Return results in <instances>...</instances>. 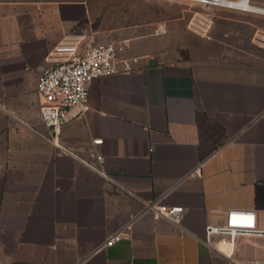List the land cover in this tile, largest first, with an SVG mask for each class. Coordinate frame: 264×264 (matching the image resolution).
<instances>
[{
  "label": "crops",
  "instance_id": "0c3cea01",
  "mask_svg": "<svg viewBox=\"0 0 264 264\" xmlns=\"http://www.w3.org/2000/svg\"><path fill=\"white\" fill-rule=\"evenodd\" d=\"M216 10L231 15L177 48L163 27L105 36L127 41L116 60L133 70L94 80L56 146L37 81L88 2L0 0V264H233L202 243L205 227L248 210L264 230V48L252 41L264 17ZM156 200L185 208L179 227L142 213ZM235 257L264 261V238L238 237Z\"/></svg>",
  "mask_w": 264,
  "mask_h": 264
},
{
  "label": "built area",
  "instance_id": "2783aa9c",
  "mask_svg": "<svg viewBox=\"0 0 264 264\" xmlns=\"http://www.w3.org/2000/svg\"><path fill=\"white\" fill-rule=\"evenodd\" d=\"M197 5L203 13H196L189 25L195 34L207 35L213 18L208 14L220 9L241 14L264 17V6L252 4V0H181ZM252 41L264 48V33L257 32ZM127 47V41L92 43L83 36H72L54 46L47 54L49 66L40 70L37 94L40 97L39 119L52 132L51 141L58 146L57 137L61 127L75 116H84L89 111L88 91L90 84L101 77L130 72L135 59L116 60V56ZM121 64V68H118ZM102 139L92 140L94 146L101 145ZM98 163L102 156L94 155ZM196 167L189 175L199 174ZM185 208L168 206L160 200L144 203L142 213H150L153 220H166L180 226ZM132 218L120 231L106 239L103 246L119 241L132 223ZM238 237L264 238V230L257 228L255 214L248 210H227L221 226L208 225L204 229L202 243L213 253L226 258L233 264H264V261L240 260L235 257Z\"/></svg>",
  "mask_w": 264,
  "mask_h": 264
},
{
  "label": "rangeland",
  "instance_id": "374dc122",
  "mask_svg": "<svg viewBox=\"0 0 264 264\" xmlns=\"http://www.w3.org/2000/svg\"><path fill=\"white\" fill-rule=\"evenodd\" d=\"M87 2L88 22L82 27L83 30L74 36H83V40L92 43H99L105 36L119 32L140 35L146 32V26H151L152 33L155 29L158 30V27H163L161 32L168 38L169 45L177 48L187 39L188 34L194 33L189 25L193 16L196 13H203L197 5L181 0H87ZM251 3L264 6V0H252ZM208 14L215 18L229 13L212 10ZM235 17L246 18L239 15Z\"/></svg>",
  "mask_w": 264,
  "mask_h": 264
}]
</instances>
